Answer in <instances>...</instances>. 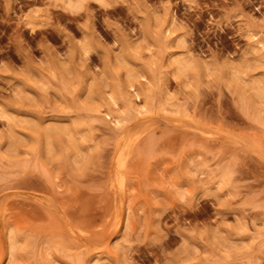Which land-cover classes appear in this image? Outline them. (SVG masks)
<instances>
[{"label":"rangeland","instance_id":"rangeland-1","mask_svg":"<svg viewBox=\"0 0 264 264\" xmlns=\"http://www.w3.org/2000/svg\"><path fill=\"white\" fill-rule=\"evenodd\" d=\"M0 264H264V0H0Z\"/></svg>","mask_w":264,"mask_h":264}]
</instances>
